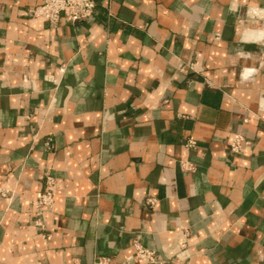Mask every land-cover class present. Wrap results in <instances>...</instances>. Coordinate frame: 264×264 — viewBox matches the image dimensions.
I'll return each mask as SVG.
<instances>
[{"label": "crops", "instance_id": "obj_1", "mask_svg": "<svg viewBox=\"0 0 264 264\" xmlns=\"http://www.w3.org/2000/svg\"><path fill=\"white\" fill-rule=\"evenodd\" d=\"M95 1L53 27L0 0V264H147L138 237L167 264H264V0Z\"/></svg>", "mask_w": 264, "mask_h": 264}, {"label": "built area", "instance_id": "obj_2", "mask_svg": "<svg viewBox=\"0 0 264 264\" xmlns=\"http://www.w3.org/2000/svg\"><path fill=\"white\" fill-rule=\"evenodd\" d=\"M97 3L95 0H42L41 4L35 9L33 17L42 19L50 26L56 27L60 24L61 20H65L70 24H78L91 19L96 13ZM67 65L63 64L59 70L58 77L46 76V80L53 84H59L61 78L66 72ZM184 67L181 68L183 70ZM245 123L248 120L244 121ZM54 138L49 137L47 147L49 150L53 148ZM250 142L242 134H236L231 142V153L233 155H240L246 146H249ZM187 148L195 149L196 142L189 139L186 144ZM185 170L193 172L194 167L189 163L183 164ZM45 190L36 194L34 206V225L44 231L45 214L54 209L56 203V193L54 188L56 186V180L54 177L46 175ZM11 193L10 190L0 189V196L7 198ZM155 200L150 199L147 205L152 207ZM181 241L176 248V255L180 257L184 254V244L191 239L192 235L188 228H183L180 233ZM182 243V244H181ZM132 246L136 251L137 257L147 264H167V261L162 258L157 252L147 249L141 238H136L132 242ZM186 258V257H185ZM133 258H127V264H132ZM110 258H100L97 264H110Z\"/></svg>", "mask_w": 264, "mask_h": 264}]
</instances>
